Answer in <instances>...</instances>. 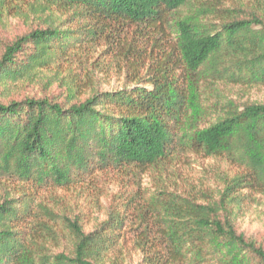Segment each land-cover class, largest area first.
<instances>
[{"label": "trees", "instance_id": "16d2710c", "mask_svg": "<svg viewBox=\"0 0 264 264\" xmlns=\"http://www.w3.org/2000/svg\"><path fill=\"white\" fill-rule=\"evenodd\" d=\"M10 16L26 31L0 41V264H264L238 223L264 195V101L201 98L264 86V0H0ZM98 52L112 63L75 66ZM185 148L237 171L217 170L215 194L111 205L90 230L51 206Z\"/></svg>", "mask_w": 264, "mask_h": 264}, {"label": "rangeland", "instance_id": "374dc122", "mask_svg": "<svg viewBox=\"0 0 264 264\" xmlns=\"http://www.w3.org/2000/svg\"><path fill=\"white\" fill-rule=\"evenodd\" d=\"M212 3L214 0H203ZM26 31V25L19 17L10 16L6 19V25H0V41L13 38ZM106 66L105 63H112L113 57L106 56V53L94 54L89 60L85 59L79 65L92 66V62ZM98 66V64H97ZM112 85L122 84V80L112 77ZM106 88L108 85H105ZM110 86V85H109ZM207 86V85H206ZM205 92L201 98L203 100H218L219 96L225 93H234V98H252L264 101V86L242 87L227 85L223 86V91L208 85L204 87ZM188 124L186 130L189 132L194 128ZM192 127V129H191ZM187 137V135H186ZM222 169L233 174L237 169L224 161L205 158L202 155L189 152L187 148L178 155L172 156L164 163L140 171L133 167H126L120 170H110L100 173L92 183L79 185L80 187L65 191H57L56 203L52 204L59 212L69 215L80 214L86 230L94 227L98 220H103L109 207L125 204L132 201L134 205L143 201L150 195L157 194L161 190L180 193L184 195H194L201 197L200 192L209 191L215 194L222 187L221 180L217 176V170ZM48 194V193H47ZM48 197L50 194L47 195ZM132 205V207L134 206ZM240 230L248 235L264 237V195H252L245 203V211L238 220ZM132 231H128L129 241H131ZM67 240V239H66ZM65 242V241H64ZM128 242L127 246H129ZM52 250L58 251L52 242L49 244ZM65 248L60 247V251ZM133 250L130 248V251ZM141 255L137 251L131 252V260L134 263L139 261Z\"/></svg>", "mask_w": 264, "mask_h": 264}]
</instances>
